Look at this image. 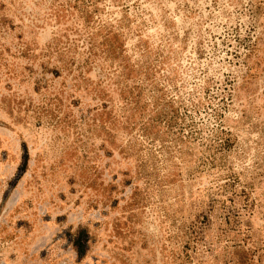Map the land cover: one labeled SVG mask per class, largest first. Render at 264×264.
Here are the masks:
<instances>
[{"label":"rangeland","instance_id":"1","mask_svg":"<svg viewBox=\"0 0 264 264\" xmlns=\"http://www.w3.org/2000/svg\"><path fill=\"white\" fill-rule=\"evenodd\" d=\"M0 264H264V0H0Z\"/></svg>","mask_w":264,"mask_h":264},{"label":"trees","instance_id":"2","mask_svg":"<svg viewBox=\"0 0 264 264\" xmlns=\"http://www.w3.org/2000/svg\"><path fill=\"white\" fill-rule=\"evenodd\" d=\"M79 249V248H78ZM79 251V250H78Z\"/></svg>","mask_w":264,"mask_h":264}]
</instances>
